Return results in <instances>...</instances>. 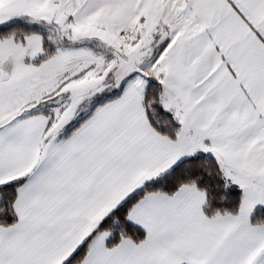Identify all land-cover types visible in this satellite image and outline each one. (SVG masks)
Here are the masks:
<instances>
[{
  "label": "snow or ice",
  "instance_id": "snow-or-ice-1",
  "mask_svg": "<svg viewBox=\"0 0 264 264\" xmlns=\"http://www.w3.org/2000/svg\"><path fill=\"white\" fill-rule=\"evenodd\" d=\"M0 264H264V0H0Z\"/></svg>",
  "mask_w": 264,
  "mask_h": 264
}]
</instances>
